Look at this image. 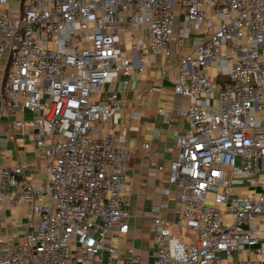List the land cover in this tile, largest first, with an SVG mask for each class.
Masks as SVG:
<instances>
[{"label": "built area", "instance_id": "built-area-1", "mask_svg": "<svg viewBox=\"0 0 264 264\" xmlns=\"http://www.w3.org/2000/svg\"><path fill=\"white\" fill-rule=\"evenodd\" d=\"M176 28L180 45L198 36L173 86L191 100L168 165L179 219L152 217L151 264H264V0H0L2 111L31 114L11 128L34 131L46 177L35 189L22 167L0 169V204L37 214L23 245L0 244V264H122L109 237L128 232L129 155L123 137L95 125L119 112V75L143 72L121 57L122 36L162 56L165 73ZM125 255L140 262L132 248Z\"/></svg>", "mask_w": 264, "mask_h": 264}, {"label": "crops", "instance_id": "crops-1", "mask_svg": "<svg viewBox=\"0 0 264 264\" xmlns=\"http://www.w3.org/2000/svg\"><path fill=\"white\" fill-rule=\"evenodd\" d=\"M182 21L183 16L178 14L177 26ZM176 34L177 28L170 41L171 65L165 73L162 56L133 51L135 41H131L128 35L122 36L121 57L141 66L143 72L119 75L113 86L120 105L119 112L107 123L95 125L98 136L108 133L115 139L123 137V149L129 155L126 174L130 180L123 184L122 189V194L130 199L127 207L128 232L119 233L114 227L109 237V243L117 249L122 264H133L125 255L129 248L140 256L137 264H151L156 251L150 232L152 217L156 215L167 220L175 217L177 220L179 216L178 201L173 193L166 192L173 190L167 183L168 165L177 153V137L187 126L182 113L190 106L191 100L175 96L173 86L179 77L178 62L182 56L193 52L194 39L198 36L190 35L180 45ZM134 37H140L139 32H135ZM144 42L147 45V41ZM108 88L104 86L103 93ZM105 99L103 94L101 100ZM16 117L30 119L31 114H4L0 99V169L3 166L22 167L23 179L37 189L46 179L43 159L36 146L34 131L28 129L20 134L12 130L11 120ZM144 146H149L147 151ZM152 158L161 170L150 166ZM37 203L41 204L40 201ZM162 205L164 209L154 211ZM36 219L37 214L28 205H13L5 198L0 204V244L12 247L23 245L26 236L34 231ZM174 230L178 231L177 228Z\"/></svg>", "mask_w": 264, "mask_h": 264}, {"label": "rangeland", "instance_id": "rangeland-1", "mask_svg": "<svg viewBox=\"0 0 264 264\" xmlns=\"http://www.w3.org/2000/svg\"><path fill=\"white\" fill-rule=\"evenodd\" d=\"M243 193H247V189H243L241 190ZM179 219V216L177 217V220ZM225 223L227 225L230 224V219L228 217L225 218ZM170 235L172 237H178L182 240H185V241H189V242H193L195 240V234L190 232V231H187V230H184V229H181L179 228L178 231H175L173 227L170 226Z\"/></svg>", "mask_w": 264, "mask_h": 264}]
</instances>
